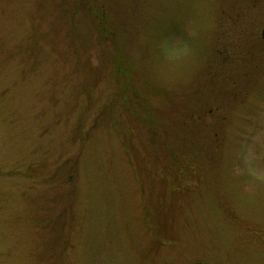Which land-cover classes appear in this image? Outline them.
I'll return each instance as SVG.
<instances>
[{"label":"rangeland","instance_id":"1","mask_svg":"<svg viewBox=\"0 0 264 264\" xmlns=\"http://www.w3.org/2000/svg\"><path fill=\"white\" fill-rule=\"evenodd\" d=\"M264 0H0V264H264Z\"/></svg>","mask_w":264,"mask_h":264},{"label":"water","instance_id":"2","mask_svg":"<svg viewBox=\"0 0 264 264\" xmlns=\"http://www.w3.org/2000/svg\"><path fill=\"white\" fill-rule=\"evenodd\" d=\"M262 39H263V41H264V28H263V30H262Z\"/></svg>","mask_w":264,"mask_h":264}]
</instances>
